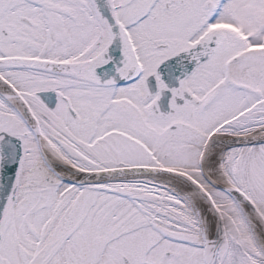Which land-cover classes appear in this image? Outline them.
Masks as SVG:
<instances>
[{
  "label": "snow or ice",
  "instance_id": "6c2138e0",
  "mask_svg": "<svg viewBox=\"0 0 264 264\" xmlns=\"http://www.w3.org/2000/svg\"><path fill=\"white\" fill-rule=\"evenodd\" d=\"M0 264H264V0H0Z\"/></svg>",
  "mask_w": 264,
  "mask_h": 264
}]
</instances>
